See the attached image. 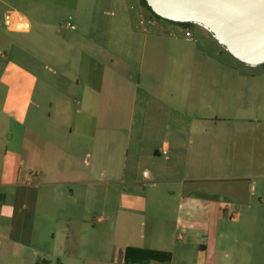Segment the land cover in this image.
Returning <instances> with one entry per match:
<instances>
[{"label": "rangeland", "instance_id": "obj_1", "mask_svg": "<svg viewBox=\"0 0 264 264\" xmlns=\"http://www.w3.org/2000/svg\"><path fill=\"white\" fill-rule=\"evenodd\" d=\"M109 2L0 0V125L9 122L12 132L9 139L6 134L0 135V264H33L37 259L35 246L8 248L16 243L48 240L53 227L57 230L55 240L60 248L66 247L68 213L73 218L71 238L81 241L84 264H112L116 226L114 219L103 210L106 213L122 210L123 205L129 204L119 194L120 185L104 182L102 167L97 165L99 153L95 150L99 133L111 127L127 132L126 128L130 126V160L138 146L143 161L151 164L163 160L152 152L161 139L158 134L146 135L143 130L164 129L172 122L184 130L181 138L186 147L176 174L193 180L181 188L171 186L176 196L169 201L163 200L168 197L166 189L169 187L142 183L138 191L146 196L141 201L146 200L144 209L148 210V215L143 220L145 225L138 221L135 230L141 233L145 229L149 237L154 226L161 228L165 234L164 245L179 249L190 237L185 229L186 222L176 223V207L179 202L185 203L188 197H193L199 204V216L193 221L199 230L192 239L208 241L211 245L215 235L212 223L218 220L209 208L214 200L230 208L225 216H221L224 219H220L230 233L227 247L219 253L221 264L223 257L230 255V246L233 264H264V210H261L264 201L259 199L264 197V179L257 178L264 174V167L255 165L247 156L242 159L240 155H245L246 150L241 149L239 142L244 139L243 130L264 126V110L260 109L264 100L253 94L234 92L238 89L236 82L249 85V82L264 81V66L239 62L208 30L196 24L191 26L196 38L193 41L174 39L171 28L160 30L168 38L163 42L166 54L162 59L159 55H150L145 63L171 66L161 71L142 72V75L130 65L117 67L114 61L113 66L111 56L104 51L118 58L127 57L131 50L134 61L130 63L139 64L141 57L137 45H132L128 36L134 30L141 32L139 36L142 37V33L149 34L153 29L143 30L144 25L140 22L143 12L140 13L136 0H125L122 8L115 1L114 7ZM7 9L24 13L29 18L30 28L27 29L24 23V28L16 27V22L11 27L10 23H5L3 12ZM143 9L148 16L154 17L148 9ZM112 11L114 16H111ZM113 19L114 24H111ZM67 22L75 27H69ZM112 28L114 34L109 35ZM174 44L177 48L172 51ZM174 62L181 66L173 69ZM64 76L80 79L82 83L72 91ZM165 81L183 85L175 100L169 94L173 87L159 86ZM189 83L193 85L190 89L186 87ZM224 85L227 89L230 86V94L223 93ZM88 89L90 100L78 103ZM160 91L165 95L161 96ZM165 103L176 105L179 113L164 116ZM67 107L70 111L66 113ZM78 109L94 115L91 136L83 137L74 131L68 139L69 128H77ZM58 127L59 134L48 136L49 129ZM140 131L142 135L136 134ZM223 132L230 134L223 135ZM111 135L107 138L108 144L114 143ZM43 142L47 143L46 147L40 145ZM37 145L41 146V151ZM40 155L44 167L50 170L44 171V179L75 178L94 170L95 182L89 186V210L86 209L84 224L80 222L78 212H72L69 207L53 208V213L60 219L57 224L44 223L38 217L36 196L41 189H46L36 184L40 179L35 176ZM61 188L63 196L69 194L67 187ZM152 193L162 199L156 205L151 200ZM151 210H160L163 214L156 216ZM233 210L237 212L235 217L231 216ZM100 215L104 217L103 221L99 220ZM212 256L209 250L205 264H213Z\"/></svg>", "mask_w": 264, "mask_h": 264}, {"label": "crops", "instance_id": "obj_2", "mask_svg": "<svg viewBox=\"0 0 264 264\" xmlns=\"http://www.w3.org/2000/svg\"><path fill=\"white\" fill-rule=\"evenodd\" d=\"M114 1L117 5H119V8H122L123 4L125 3V0H110V6L114 7ZM136 1L138 3L140 13L143 12L144 15H147L146 11L143 9V6L140 3V0ZM8 14L11 15V23L9 24L10 27L12 23L22 21L27 24H24L25 27L28 26L27 29L30 28L29 18L18 9H7L3 12V17L5 23L7 24ZM111 16H114V11L111 12ZM131 19L136 18L131 17ZM69 24L72 23L67 22V25ZM111 24H114V19L111 21ZM162 28H171V30H173L172 37H174V39L176 40H187L184 37L181 27L178 23H172L167 20L161 21V19H159L156 26L152 27V34H146L147 32H145L142 33V37H140L139 35L141 32L139 33L132 30V32H130L128 36V40L130 41V43L132 45H137L136 50L140 53L141 57V61L139 62V64L133 65L130 63L134 61L132 58L133 54L131 53V50H129L127 57L118 58H114V56L107 51L104 52L106 53V55L111 56L110 61H113V66L114 61L115 66L117 67H126V65H130L131 67L137 69L140 75H142V72L146 71H161L171 65L155 62L145 63V60L148 59L150 55L151 57L159 55L162 59L166 54V52L164 53V49L166 50V48L163 42L168 38L162 31H160L162 30ZM113 30L114 28L110 29L109 35L114 34ZM195 30L197 31L196 28ZM172 48V51H175L174 48H177V46L174 44ZM178 66L181 65H178L177 62H174L172 68L177 69ZM64 77L66 79V82L70 83L69 88L72 89V91L76 87L78 88L82 83L80 79L74 80L70 79L67 76ZM236 83L237 85L235 87H237L238 89L237 91H234L235 93H238L239 95L253 94L257 98L259 97L264 100V81L249 82V85L246 84V82H243V84L241 82ZM167 85L174 88V90L172 89L171 91H169V94L170 98L175 100L183 85H181L180 82L165 81L162 85L159 86L165 87ZM85 86L89 88L88 84H85ZM192 86V83L186 85V87H188L189 89ZM227 88L228 86H223V93L230 94L232 92L230 86L229 89ZM225 89L227 90L225 91ZM160 92L161 96L165 95V92ZM90 96L91 92L88 89L85 92V95L81 99L77 100V102H88L90 100ZM134 100L135 96L133 97V101ZM260 109L264 110V105H261ZM65 111L67 113L70 110L67 107ZM162 111L164 116L177 114L179 113V108L176 105L165 103ZM77 114L79 120L77 128H69L68 139L73 135L74 131H76L77 134L83 137L91 136L90 126L91 120L92 118H94V115L88 111H81V109L77 110ZM47 118L50 120L51 115L48 114ZM67 119L69 118L67 117L66 121ZM20 128L24 130L23 125H20ZM54 129L52 128L48 130V136L60 133L59 127ZM126 130L127 132H125V129L118 127H111L101 130V132L99 133V136H101L99 137L98 142L95 146L96 152L99 153V160H97V165L102 167L101 170L102 175L105 177V184L120 185L121 190L119 194L121 198H123V200H125L127 204H129L123 205L122 210H114L107 213L105 210H103V212L110 216L112 220L114 219V224L116 226L114 232L115 238L114 242L112 243L111 249V255L113 257L112 264H126L124 261V256L127 247L169 252L171 254V261L169 264H205L207 262L205 256L207 252L211 250L212 255L214 256H212L213 264H221V256L219 253L224 250L225 247H227V241L229 240L230 233H227L225 225L221 223V220L224 219L221 218V216L223 217L226 215L224 207L221 204H217L214 200L210 202L209 208L211 214H213V216H215L218 220L212 223V229L215 230V235L212 236L211 245L208 243V241L197 242L195 239H192L195 238L194 234L199 230L198 226L193 222L194 218L199 216V204L193 197H188L185 203L179 202L178 206L176 207L178 214L176 223L182 221L186 222L185 229L187 230L188 238L190 237V239L188 241H185L179 249L176 250L173 247H166V245H164L165 234L161 230V228H157L156 226H154L151 229L149 237L146 235L145 229L144 232L141 231V233L138 232L137 229L135 230L138 221H140L141 225H145L143 220L148 215V210L144 209L146 200L145 202L144 200L141 201V198L144 199L146 198V196L142 195L143 193L138 191V187L141 186L142 183L145 184L146 182H148L150 186H154L156 184L157 186L164 185L166 187H169L166 189V194L168 195V197L166 196V199H163L169 201L173 199L174 196H176V193L171 188V186H178L179 188H181L184 183H191L192 181L190 180L193 179H183L181 177H178L176 174V170L180 167L183 161V157L185 156V154H183V151L186 148L182 144L181 138V136L184 135V130L180 126H177L176 122L168 123L165 125L164 129L160 130L157 128H147L146 130H143L146 135L158 134L161 139L160 145L154 147L152 149V152H154L157 158L163 157V160L162 162H153L151 164L143 161L142 157L139 155L140 147L138 146L135 148L136 153H134V158L130 160L131 127H127ZM110 131H112V135ZM243 131H245L242 132L245 135L244 139L239 142L241 144V149L246 150V153L245 155L241 154L240 157L243 159L244 156H247L252 159L251 162H253L255 165L264 167V126L255 130L247 129ZM143 132H136V134L142 135ZM5 134L7 135L8 139L11 137L12 132L10 130L9 122L7 124L2 123L0 125V135L4 136ZM222 134L228 136L230 133L223 132ZM110 135L114 138L113 144H108L106 142L107 138H110ZM38 140L39 141L37 143L39 145L41 141L39 137ZM228 141L229 137L226 138V142ZM46 144V142H43L40 145H43L44 147ZM38 145L37 149L41 151V146ZM137 152L138 156L136 157ZM194 157L198 158L196 154L194 155ZM38 161L40 164H38L39 168L35 170V176L40 179L36 184L41 188L44 186L46 187V189H41L39 194L36 196V206L38 209L35 212L37 213L38 217L41 218L42 222L44 223L57 224L59 223L60 219L58 218L56 213H53V208L54 210H57L65 208L67 209L69 207L72 208V212H78L77 215L79 216L80 222L84 224L86 222V209L89 210V208H87L89 203V186L90 184L95 182L93 179L94 170L93 173L92 170H89L86 176H77L75 178L62 177L59 179H44V171H47L46 173H48L50 170L44 167L42 163L43 156H38ZM257 178L258 180L264 179V174ZM63 186L67 187V189L69 190L68 195L64 194L65 197L62 195L63 192L61 187ZM178 195L180 196L181 194ZM259 199L261 200V202L264 201V197L263 199L259 197ZM151 200L154 201L156 205L158 200L161 201L162 199H159L154 193H152ZM243 205L245 207L249 206L248 204ZM48 207H51L50 210H44ZM73 207H75L74 209L76 210H73ZM261 210L264 209L262 208ZM152 212H154L153 214H155L156 216H158V214H163L162 212H160V210H154ZM72 220L73 218L71 213H68L66 217L67 229L65 230V237L67 239L66 247L61 246L60 248V245L55 240V233L57 230L55 227H53L55 230L53 228L50 230V238L48 240L40 241L37 239V241H35L34 243H29L26 241L22 243H16L15 246L11 247H9L10 245H8L7 248L9 247L8 250H10L13 248H17L19 245V247L29 249L35 246L36 248L34 250V255L37 256V259L33 260V264H84V257L80 252L81 241L79 239L74 240L73 238H71L70 225L72 223ZM99 220L103 221L104 217L100 215ZM182 236L183 235L180 234L179 238L182 239ZM100 246H103V244H100ZM229 250L231 253L228 257H223L224 260L222 264H233V248L230 246ZM59 256H62V259H60ZM150 264L163 263L152 261Z\"/></svg>", "mask_w": 264, "mask_h": 264}, {"label": "water", "instance_id": "obj_3", "mask_svg": "<svg viewBox=\"0 0 264 264\" xmlns=\"http://www.w3.org/2000/svg\"><path fill=\"white\" fill-rule=\"evenodd\" d=\"M162 18L202 26L236 60L264 66V0H146Z\"/></svg>", "mask_w": 264, "mask_h": 264}, {"label": "trees", "instance_id": "obj_4", "mask_svg": "<svg viewBox=\"0 0 264 264\" xmlns=\"http://www.w3.org/2000/svg\"><path fill=\"white\" fill-rule=\"evenodd\" d=\"M140 3L144 8L148 9L153 14L154 17L158 19L166 20L161 16H159L155 11H153L148 5L146 0H140ZM170 22L176 23L173 21ZM178 24L185 26L194 25L193 23H178ZM124 261L126 264H150L152 261L160 262L163 264H169L171 261V254L165 251L127 247L125 251Z\"/></svg>", "mask_w": 264, "mask_h": 264}, {"label": "built area", "instance_id": "obj_5", "mask_svg": "<svg viewBox=\"0 0 264 264\" xmlns=\"http://www.w3.org/2000/svg\"><path fill=\"white\" fill-rule=\"evenodd\" d=\"M158 20L159 19L156 18V17H152V16H148V15H144L143 14V18L140 20V22H141V24L144 25L143 26V30L144 31H148V30H150L151 27L156 26V24L158 23ZM162 20L163 19H161V21ZM68 26L71 27V28H74L73 24H69ZM179 26L181 27V30L183 32V35H184V37L187 40H194L195 39V35H194L195 34V31H194V28H192L191 26H185V25L183 26L181 24H179ZM0 53H2V52L0 51ZM228 209H230V208H229L228 205H226L224 207V211L226 212ZM231 216L232 217L237 216V212H235L233 210L232 213H231Z\"/></svg>", "mask_w": 264, "mask_h": 264}, {"label": "bare ground", "instance_id": "obj_6", "mask_svg": "<svg viewBox=\"0 0 264 264\" xmlns=\"http://www.w3.org/2000/svg\"><path fill=\"white\" fill-rule=\"evenodd\" d=\"M8 21H9L8 23H11V15H10V14L8 15ZM23 23L26 24L25 22H22V21H21V22H16L15 25H16V27H18V28H24ZM26 25H27V24H26ZM27 28H28V26H27Z\"/></svg>", "mask_w": 264, "mask_h": 264}]
</instances>
